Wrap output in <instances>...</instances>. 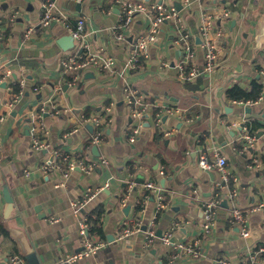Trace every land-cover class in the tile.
I'll list each match as a JSON object with an SVG mask.
<instances>
[{"label": "crops", "instance_id": "obj_1", "mask_svg": "<svg viewBox=\"0 0 264 264\" xmlns=\"http://www.w3.org/2000/svg\"><path fill=\"white\" fill-rule=\"evenodd\" d=\"M119 1L127 0L56 3L70 22L83 16L85 29L98 32L92 38L91 52L103 46L123 67L131 39L147 25L136 17L127 33L128 40L115 42L111 29L121 18ZM146 1L176 8L180 5L178 10H184L182 17L194 41L199 66L203 64L201 52L197 53L201 14L205 10L214 15L223 10L230 12L227 17L215 18L223 36L218 42L219 60L211 78L204 75L182 81L177 77L180 48L174 39L178 30L173 23H166L160 28L158 44H153L161 49L154 58L149 55L142 70L111 78L104 71L90 68L73 82L64 73L61 60L74 49L65 51L58 44L67 35L62 26L39 27L41 0H0V218L6 229L11 226L24 231L43 264H57L61 257L82 250L79 217L74 215L72 203L82 201L86 193L82 214L96 218L98 212L99 225L95 228L101 235L96 233L92 238L104 241L106 248L77 264H168L171 251L161 238L169 231L173 232L174 242L202 239L204 249L201 258H182L174 264H217L221 258L247 264L256 248L264 247V210L257 208L264 199V77L258 73L264 67V0L192 1L188 10L182 0ZM30 26L35 32L25 39ZM254 80L263 84L254 105L240 106L233 102L237 98H229L230 89L240 86L249 90ZM126 83L144 95L150 105L134 142L130 141L134 134L131 115L122 102ZM49 99L60 111L54 116L42 111ZM169 108L184 111L187 119L195 122L170 116ZM157 115L162 128L172 131L170 137L162 134L163 138L158 139L161 133L155 125ZM83 116L104 121L101 143L92 142L93 127L78 125ZM32 118L43 124L41 136L51 148L47 152L32 149ZM242 121L248 122L256 138L255 147L246 149V154L242 153L243 144L237 143L240 129L229 127ZM215 149L227 157L238 180L231 181L222 192L211 231L203 234L205 205L215 196L220 177L216 172L202 170L198 158L200 153L213 154ZM53 150L83 157L97 166L90 174L75 170L66 178L63 170H37L45 160H52ZM255 155L261 161L259 168L249 166ZM103 159L106 165L101 163ZM27 172L31 173L29 177ZM149 180L161 190L167 205L155 220L156 238L144 248L142 229L119 243L117 237L125 222L141 219L144 227L154 219L155 197L143 186ZM233 190L236 205L248 219V237H242L239 228L229 222L233 205L228 193ZM5 191L14 199L9 221L4 219ZM14 256L24 258L15 238L11 233L0 236V264H10ZM256 264H264V260Z\"/></svg>", "mask_w": 264, "mask_h": 264}, {"label": "built area", "instance_id": "obj_2", "mask_svg": "<svg viewBox=\"0 0 264 264\" xmlns=\"http://www.w3.org/2000/svg\"><path fill=\"white\" fill-rule=\"evenodd\" d=\"M75 3H80L82 0H74ZM192 1L207 2L212 0H182V5L185 9H190ZM119 7L121 9V18L118 24L112 27L111 32L115 42L128 40V31L131 29L136 17H141L147 25L146 30L136 34L130 43V51L123 67L118 65V62L114 57L110 56L106 52V48L101 46L97 51L91 52V45L93 42L92 38L97 37L98 32H88L85 29L86 18L81 16L78 17L75 23L70 22L69 17L65 11L60 9L56 3V0H41V12L42 17L39 21L40 28H49L52 24L62 26L66 33L70 35L75 41L74 52L71 55H67L62 58L61 63L65 74L72 77L73 82H77L80 77L90 68H95L103 73V71L111 78L123 77L128 75L131 71H140L144 68V65L149 60L148 47L151 44L158 42V34L162 25L166 23L176 25L178 33L174 39L175 44L180 48V60L176 65L177 77L182 81H194L201 76H209L210 78L214 75L219 60L218 42L220 37L223 36L222 30L216 27L215 18L227 17L230 12L223 10L222 12L214 15L209 10H205L201 14V22L199 24V38L200 47L203 49L204 58L203 64L199 66L196 63V50L194 41L190 38V32L188 31L187 23L181 16L180 11L174 5H168L158 2H150L146 0H127L119 1ZM17 14V13H16ZM35 28L30 26L24 33L25 39H30L34 34ZM85 53H88L87 55ZM260 76L264 77V67L258 70ZM58 90H60L58 88ZM261 96V95H260ZM260 99V97L258 98ZM257 99V100H258ZM257 100L254 99H237L233 102L240 106L249 107L254 105ZM122 102L129 109L133 129L130 141L134 142L138 136L142 124L144 123L143 116L147 113L150 105L146 102L144 95L138 90L133 89L129 83H126L122 89ZM50 107V108H48ZM108 112L111 108L106 109ZM43 113L50 114L52 116L58 114L60 111L54 105L51 104V99L44 103L42 108ZM167 113L170 116H179L182 120H188L190 123H194V119H187V115L184 111L179 109L169 108ZM41 116H38V120ZM34 122L31 125L32 135V149L36 152H47L51 148L49 144L42 138L41 132L43 130V124ZM109 121V119H108ZM104 121L97 117H82L78 120V125H90L95 129L92 142L99 144L103 141L104 128L101 127ZM155 125L160 129L166 137H170L172 131L165 130L162 128L160 115L156 116ZM232 128L240 129V136L237 139V143L243 144L242 153L246 154V149H252L255 147L256 138L251 134L249 124L247 121L234 122ZM78 129V128H77ZM77 129L75 131H77ZM235 150V149H234ZM242 153H239L243 155ZM251 164L254 168L261 166V161L257 155L252 156ZM103 165L107 164V160L101 161ZM198 165L204 171H212L219 174L220 180L216 183L215 196L210 200L204 209V219L201 223V233H210L214 219L216 217V207L222 197V192L225 190L227 185L233 181L237 182L238 178L234 175L229 168L227 157L221 152L220 149H215L213 154L209 152H202L198 158ZM96 163L87 162L83 157H75L74 155H68L60 150L52 151V160L47 159L43 164L37 168L39 171H64L63 177L66 178L70 173L75 170H79L84 174H90L94 172ZM163 174V172H161ZM31 173L27 172L26 177H29ZM146 191H150L153 194L156 206V214L154 219L148 222L146 229H144L145 240L144 248L150 247L156 238L155 233V220L159 215V211L166 208L164 196L161 190L152 181L144 183ZM88 193L85 194L83 200H77L72 203V209L74 215L79 217V234L81 237L82 250L73 254L65 255L61 257L57 264H77L79 261L86 259L87 257H93L100 251L106 248L104 241H98L90 236V229L92 224L90 223L87 216L82 214V209L87 202ZM149 198V195H147ZM236 191H229L228 199L232 203V211L229 222L232 226L238 227L242 237H248L250 231L248 229V219L245 213L236 205L237 199ZM128 200V197H127ZM258 209L264 210V199L261 200L258 205ZM144 222L141 219L130 220L125 222L124 228L119 233L117 241L119 243L124 242L143 229ZM173 232L169 231L164 234L161 238L163 245L170 248L171 253L168 257V264H174L180 261L182 258L185 259H198L204 255V249L202 245V239L194 238L191 241H180L174 242ZM260 259L264 260V247L259 246L248 261L247 264H256L260 262ZM262 261V260H261ZM10 264H26L24 258L20 256H14L10 259ZM217 264H236L226 258L217 260Z\"/></svg>", "mask_w": 264, "mask_h": 264}, {"label": "water", "instance_id": "obj_3", "mask_svg": "<svg viewBox=\"0 0 264 264\" xmlns=\"http://www.w3.org/2000/svg\"><path fill=\"white\" fill-rule=\"evenodd\" d=\"M177 9H181L179 4H177ZM262 23L264 27V18H262ZM158 42H156L155 44H158ZM58 44L65 51L74 49L75 47L74 39L68 34L64 37H61V39L58 41ZM4 200L6 202V206L4 209V219L6 221H9L14 211V199L12 198V195L8 191H5ZM8 229L12 234V236L15 238L16 242L18 243L19 249L26 261V264H43L37 251L31 245L24 231L22 229H18L14 227L12 228L11 226H9ZM143 229H146V226H144Z\"/></svg>", "mask_w": 264, "mask_h": 264}, {"label": "trees", "instance_id": "obj_4", "mask_svg": "<svg viewBox=\"0 0 264 264\" xmlns=\"http://www.w3.org/2000/svg\"><path fill=\"white\" fill-rule=\"evenodd\" d=\"M72 79V77H71ZM263 90V84L260 83L259 80H254L253 83H251V87L249 90H245L244 88H241L240 86H235L234 88L230 89V91L228 92V96L229 98H237V99H254L257 100ZM183 107V105H181ZM158 139L163 138L162 133L161 135H158ZM98 216H96V218L92 217H88L90 223L92 224V227L90 229V236H94L96 233L100 234V231H98L95 226L97 227L99 224V219H100V215L97 214ZM0 236H10V231L8 230V228L6 229V226L3 223V219L0 218ZM102 237L104 238V236L102 235ZM105 240V239H103Z\"/></svg>", "mask_w": 264, "mask_h": 264}, {"label": "rangeland", "instance_id": "obj_5", "mask_svg": "<svg viewBox=\"0 0 264 264\" xmlns=\"http://www.w3.org/2000/svg\"><path fill=\"white\" fill-rule=\"evenodd\" d=\"M184 11V10H182ZM181 11V16H183L184 14L182 13ZM183 14V15H182ZM184 17V16H183ZM97 20H99V16L97 15ZM161 49L160 47H156L154 46L153 44L149 45L148 47V52H149V55H151L153 58L155 57L156 53L158 52V50ZM198 51L201 52V55H202V60L204 58V52H203V49L200 47V46H197V53ZM158 63H155L154 65L156 66Z\"/></svg>", "mask_w": 264, "mask_h": 264}]
</instances>
